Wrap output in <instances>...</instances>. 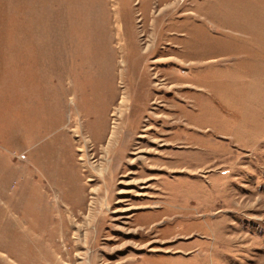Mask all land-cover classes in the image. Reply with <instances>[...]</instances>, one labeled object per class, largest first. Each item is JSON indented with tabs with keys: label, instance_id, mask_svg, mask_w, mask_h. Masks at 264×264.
Segmentation results:
<instances>
[{
	"label": "rangeland",
	"instance_id": "rangeland-1",
	"mask_svg": "<svg viewBox=\"0 0 264 264\" xmlns=\"http://www.w3.org/2000/svg\"><path fill=\"white\" fill-rule=\"evenodd\" d=\"M0 264H264V0H0Z\"/></svg>",
	"mask_w": 264,
	"mask_h": 264
}]
</instances>
